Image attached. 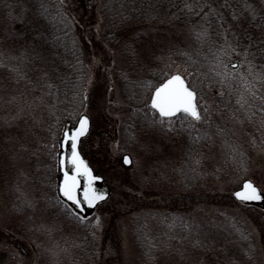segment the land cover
I'll return each mask as SVG.
<instances>
[{"label":"trees","instance_id":"trees-1","mask_svg":"<svg viewBox=\"0 0 264 264\" xmlns=\"http://www.w3.org/2000/svg\"><path fill=\"white\" fill-rule=\"evenodd\" d=\"M187 4L192 7H185ZM66 9L62 0H0V60L17 69V73L7 76V83L0 85V134L9 125L15 93L19 95L25 87L20 75L32 63L46 78V140L53 143V148L48 149L44 142L27 138L26 148L6 149L8 164L17 168L16 162L18 168L14 175L11 170L2 169V180L4 176L18 182L17 187L10 180V208L25 212L33 223L31 230L46 243L41 258L48 256L56 260L54 264H80L97 259L96 239L90 232L88 217L80 218L54 194L53 180L57 139L75 121L87 97V65L92 51L84 26L73 23ZM98 11L109 26L105 37L129 35L130 43L124 51L130 65L135 64L137 67H133L141 71L119 80L126 114L120 124V145L121 151L134 156L146 154V161L138 159L139 164L132 165L143 179L155 185H174L180 196H188L202 192L207 183L242 173L248 166L250 152L264 143V100L260 99L264 86L257 83V95L245 94L247 102L240 103L237 97L244 86L231 77L222 83L217 73L223 69L214 61L225 38L234 37L239 39L241 48L230 56L220 54L219 58L227 63L250 60L253 72L264 73V0H101ZM166 27L182 34L161 30ZM205 27L210 38L198 39L197 29ZM233 29L239 37H235ZM131 45L136 52L129 55L127 49ZM243 47L249 48L247 57L241 54ZM235 69L233 72L229 67L228 71L236 76L247 71L248 65L237 63ZM173 72L181 73L202 99L198 106L208 109L207 113L202 112L204 122L178 113L169 123L161 124L158 114L150 109L151 90ZM13 78L20 80L12 84ZM142 130L157 134L171 145L173 157L151 154L140 136ZM168 133L179 136V148L169 141ZM4 138L0 135V141L8 145ZM32 159L36 161L31 162ZM37 165L41 170L33 171ZM229 199L233 200L231 195ZM44 202L52 211L44 209ZM56 223H72L82 233L73 235L69 227ZM131 236L140 253V264H159L163 257L179 252L185 242L202 256H215L217 264H246L253 256L250 235L236 216L200 223L183 213L172 214L171 210L141 212L133 216ZM196 237L199 251V245H194ZM169 238L178 248L168 247ZM0 264H18V257L0 250Z\"/></svg>","mask_w":264,"mask_h":264},{"label":"rangeland","instance_id":"rangeland-1","mask_svg":"<svg viewBox=\"0 0 264 264\" xmlns=\"http://www.w3.org/2000/svg\"><path fill=\"white\" fill-rule=\"evenodd\" d=\"M62 1L67 5L66 11L73 23H82L84 26V33L92 51V57L87 65V97L81 109L89 117L90 126L87 135L80 142V150L85 160L97 174L104 177L110 188L109 197L99 203L88 217L90 232L96 239L98 257L96 260H86L80 264H140V253L131 236L133 216L141 212L161 213L166 210H171L172 214L183 213L193 222L200 223L207 220L221 221L226 217H239L250 235L253 249L252 259L246 264H264V207L252 205L243 207L237 204L239 201L229 199L232 190L244 177L264 187V143L256 145L250 152L248 166L242 173L207 183L200 190L202 192L180 196L179 189L174 185H155L143 179L138 172L139 169L132 165L136 162L139 164L140 159L146 161V154L139 156V153L134 156L126 151L131 158V164L125 166L121 161L123 151L120 145V124L126 114L122 109L124 102L119 89V80L127 75L141 73L133 67L136 66L135 64L130 65L124 51L126 45L130 43V37L127 34L122 37L117 35L118 38L115 35L116 39L105 37L109 32V26L98 11L101 0ZM161 30L182 34L181 31L169 27ZM137 49L138 52L142 51L141 48ZM135 52L132 45L127 49L129 55ZM174 71H178L177 68ZM15 73H17L16 65L10 66L0 60V85L7 83V76ZM20 78L25 87L20 89L19 95L15 93L16 100L9 114L7 113L9 125L6 131L1 132L3 135L0 134L2 138L6 137L4 143L8 144L5 145L0 141V250L9 251L17 256L18 264H54L56 260L48 256L45 260L41 258L46 243L31 230L34 226L29 216L25 212H14L10 208L13 195H10L8 188L11 182L16 183L18 187V182L14 178L10 179V182L4 176L2 180V169L3 172L11 170L14 175L13 172L18 168L16 162L14 164L17 168L8 164L10 161L6 149L21 146L26 148L27 138L44 142L48 149L53 148V143L46 140L43 105L46 78L32 63L27 65L26 71L20 75ZM20 78H13L12 84L18 83ZM164 121L169 123L170 120L164 119ZM140 136L150 148L151 154L159 158L173 157L172 146L164 143L157 134L142 130ZM167 136L173 145L180 147L182 141L178 135L168 133ZM30 150L34 152L31 147ZM34 161L36 160H31ZM46 162L42 159V163ZM8 166H11V169ZM38 168L41 170L37 165L33 171ZM53 183L55 184V176ZM47 203L44 202L43 207L50 212L52 210ZM78 216L84 218L82 215ZM56 226L69 227L73 235L82 233V230L72 223L69 225L56 223ZM194 243L195 248L198 247L197 237ZM167 244L170 249L178 248L171 238L168 239ZM179 249V252L175 251V254L163 257L159 264H217L214 260L215 256L211 254L205 257L196 253L192 244L186 245L185 242ZM200 249L199 245L197 251Z\"/></svg>","mask_w":264,"mask_h":264},{"label":"snow or ice","instance_id":"snow-or-ice-1","mask_svg":"<svg viewBox=\"0 0 264 264\" xmlns=\"http://www.w3.org/2000/svg\"><path fill=\"white\" fill-rule=\"evenodd\" d=\"M185 7L191 8L192 5L187 4ZM233 32L235 33L234 29ZM235 37H239V34L235 33ZM197 38L201 40L210 38L208 29L206 27L197 29ZM250 45L251 41L249 40ZM240 48L241 44L238 38L226 37L224 47L220 48L214 63L223 69V71L217 73L222 83H225L229 77L238 79L242 83L244 87L241 89V94L237 97V101L246 103L245 94L255 97L257 95V83H261V86H264V73L253 72L254 65L252 61L240 60L236 63H247L248 69L233 76V72L236 71L235 64L229 65V63L219 58L220 54L230 56ZM241 54L247 57L249 48L243 47ZM229 67L232 68L233 72L228 71ZM149 84H151V81H149ZM260 99L264 100V96H261ZM201 103H203L202 99L198 98L196 91L185 83L179 73L168 75L163 82L155 85L150 92L149 107L159 114V122L161 124L164 123L163 118H174L177 113H182L185 118L190 117L194 121L204 122L202 112L207 113L208 109H201L198 106ZM261 111L264 112V108ZM88 124L89 117L80 115L78 126L64 130L63 141L70 143V151L68 153L61 152L57 157V163L62 172V180L57 185L58 191L63 194L66 201L72 202L75 207L95 205L97 201L102 200L107 195L106 192L95 187L94 181H98L102 177L94 174L93 169L89 167L88 162L78 150L79 137L87 131ZM123 161L125 164H129L130 157L124 155ZM233 195L241 202L264 200V187L258 186L252 179H243ZM96 223H99L98 217Z\"/></svg>","mask_w":264,"mask_h":264},{"label":"water","instance_id":"water-1","mask_svg":"<svg viewBox=\"0 0 264 264\" xmlns=\"http://www.w3.org/2000/svg\"><path fill=\"white\" fill-rule=\"evenodd\" d=\"M236 62H237L236 60H232V61H229L228 63H229V65L235 64V66H236V65H237ZM174 73H179V72H174ZM172 74H173V73H172ZM179 74H180V75L182 76V78L184 79L183 75H182L181 73H179ZM166 78H167V77H166ZM166 78H165V79H166ZM184 80H185V79H184ZM162 82H163V81H162ZM160 83H161V82H160ZM185 83H186V80H185ZM186 84H187V83H186ZM80 115H86V114H85L84 112L79 113L78 116L76 117L75 121H74L72 124H70L68 127H66L65 129H72V128L75 127V126H78ZM158 115H159V114H158ZM165 118H168V117H165ZM89 126H90V122H89V124H88V129H87V131H86L81 137H79V141H78V150H79V151H80V148H79L80 140H81L84 136H86V134L88 133ZM65 129H63V130L61 131L60 136H59L58 139H57L58 151H57V154H56V173H55L56 182H55V193H56L57 197H58L60 200H62V201H64L65 203H67V204H68V205H69V206H70L75 212H77V213H81V214L90 215V214L95 210V208H96V206H97V204H98L99 202L104 201V200H106V199L108 198V196L110 195V188H109L108 185L104 182V178H103L101 175H98V174H96V173L93 171L95 175L102 177V179H100V180H98V181H94L95 187H96L98 190H101V191L107 193V195L104 196V198H103L102 200L97 201V203H96L95 205H92V206H89V205H82L81 207H75L74 205H72V202H70V201H66V198L63 196V194L60 193V192L58 191L57 185L59 184L60 180H62V172H61V170H60V166H59V164L57 163V157L60 155L61 152L68 153V152L70 151V143H69V142H65V141H63V132H64ZM80 154L82 155L81 151H80ZM124 155H128V156H129V154H128V153H123L122 156H121V161H122V163H123L125 166H128V165H130V163H131V158H130V163H129V164H125L124 161H123V156H124ZM82 157H83V155H82ZM129 157H130V156H129ZM83 158H84V157H83ZM89 167H91V166L89 165ZM91 168H92V167H91ZM243 179H250V178L246 177V178H243ZM243 179H242V180H243ZM242 180H241V181H242ZM241 181H240V183H241ZM240 183H239V185H238L236 188H234V189L232 190V192H231L232 197H233L236 201H239V200H237V199L235 198V196L233 195V193H234V192L237 190V188L240 186ZM239 202H241V201H239ZM241 203H245V204H253V205H255V206L259 207V208H263V207H264V200H259V201H246V202H241Z\"/></svg>","mask_w":264,"mask_h":264},{"label":"flooded vegetation","instance_id":"flooded-vegetation-1","mask_svg":"<svg viewBox=\"0 0 264 264\" xmlns=\"http://www.w3.org/2000/svg\"><path fill=\"white\" fill-rule=\"evenodd\" d=\"M163 119H165V118H163ZM167 119H170V118H167Z\"/></svg>","mask_w":264,"mask_h":264}]
</instances>
